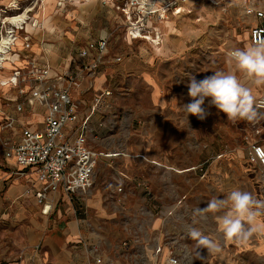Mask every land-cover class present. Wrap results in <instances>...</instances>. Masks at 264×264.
Wrapping results in <instances>:
<instances>
[{"label": "rangeland", "instance_id": "1", "mask_svg": "<svg viewBox=\"0 0 264 264\" xmlns=\"http://www.w3.org/2000/svg\"><path fill=\"white\" fill-rule=\"evenodd\" d=\"M31 3V8H39L38 0H32ZM43 4L41 1L40 9L44 7ZM245 10L242 0H198L191 14L182 16L171 13L162 19L169 21L167 26L156 24L158 27L155 29L160 35L158 44L145 38L130 39L126 34L125 25L122 36L108 37L111 51L109 57L122 50L132 52L138 49H143L146 54L151 55V70L161 83L162 93L167 101L164 108L154 106L150 102L151 85L138 77L116 73L111 95L96 108L90 119L89 144L103 153L99 158L102 162L106 156L122 158L123 162L133 168L141 163L140 159H156L155 161L159 162L158 172L155 168L151 171L149 167L144 170L146 177L129 176L123 182H120L114 171L117 166L107 165L109 174L105 175L96 170L100 180L92 186L93 188L97 185L103 198L109 202L120 203L126 200L129 204H140L137 211L126 213L121 210L117 214L121 224H131L132 228L134 224H140L142 227L136 228L137 238L145 239L153 245L147 247L149 256L143 258L137 248H134L130 255V247L126 250V242L123 243L124 250L120 254L132 258L134 264H168L167 260L171 255L179 258L178 264H217L210 251L200 246L198 239L191 235L193 230H196L206 236L205 224H216V214L200 212L198 209L207 207V202L214 197L222 198L216 195L212 182L206 180L205 169L210 164H219L232 154H238L247 160L248 140L253 135L252 128L261 122L264 116L258 112L261 115L253 122L228 120L226 114L210 105V98H206L203 105L208 112L206 118L201 120L189 115L187 123L182 107L191 102L187 86L191 77L202 80L217 70H229L226 62L227 51L236 47L244 48L242 40L250 28V18L244 13ZM25 11L23 6L19 9H12L10 6L3 8L0 10V25L4 21L5 28H8L11 25L8 18ZM152 37L155 38V35L152 34ZM7 68L13 69L10 61L4 62L0 71ZM28 70L26 69L27 72ZM238 75L242 77V74ZM3 79L10 78L3 77L0 84ZM9 88L10 84L3 86L2 91L6 92ZM251 88L255 100L264 92V85H252ZM75 89L78 90V87ZM80 94L79 98L86 101L82 111L89 112L95 93L86 94L87 97L83 93ZM2 97L0 89V99L3 102ZM20 102L26 104L23 100ZM10 109L0 111V116L11 115ZM1 123L0 130H6L2 129ZM143 136L152 137L156 148L134 147ZM15 138L1 139V150L4 151L5 144H12L11 141ZM258 138L262 143L264 129ZM126 141L129 142L130 148L124 145ZM106 153L111 154L104 155ZM219 155L221 157L218 158ZM189 164L194 165L190 171H178ZM0 168H6L5 170L13 175L18 174L14 165L6 164L3 154L0 155ZM250 174L261 191L260 199L264 200V171L260 165L254 164ZM0 181V195H3L6 183L1 178ZM119 186L122 187L121 191L118 190ZM250 187L251 185L241 180V190L249 192ZM83 195L81 201L85 200L86 204L88 195ZM152 220L159 224L158 240L166 246L161 258L153 262L149 260L152 258L151 250L158 240L153 242L152 239L156 238V235L148 228ZM109 245L105 237L103 252L112 255L119 253ZM30 249L26 222L18 221L13 213H0V264H28L30 261L27 259V253ZM96 253L100 254L97 251Z\"/></svg>", "mask_w": 264, "mask_h": 264}, {"label": "crops", "instance_id": "2", "mask_svg": "<svg viewBox=\"0 0 264 264\" xmlns=\"http://www.w3.org/2000/svg\"><path fill=\"white\" fill-rule=\"evenodd\" d=\"M38 1L39 8L36 6L37 10L34 8L35 11H29L30 22L36 20L37 25L32 26L29 22L26 24L25 30L18 34L11 54L13 57L10 65L13 69L7 68L0 71V79L3 77L10 78L15 69H21L27 73L26 69H29L32 60L41 64L47 63L50 67V75L53 77L60 74L76 73L79 49L86 47L89 42L99 41L104 37H109V35L122 36L125 19L117 6L125 0H45L42 9H40L42 0ZM31 2L32 0H0V10L7 8L12 3L29 8L33 6ZM254 3L256 8L264 9V0H255ZM196 4H198V0H187L182 5L181 15L191 14L193 6ZM244 13L250 18L248 20L250 28L242 40L245 47L251 44V29L259 24L260 20L255 14H248L246 10ZM158 23L167 26L169 21L158 22L156 18H152L149 25L154 28L158 27L156 26ZM26 35L29 40L24 39ZM108 50L110 53V43ZM116 56H122V61H115ZM150 61L151 55L146 54L143 49L132 52L124 50L116 52L114 56L109 57L106 63L101 65L99 72L94 77H83L81 89L73 90L72 96L81 103L83 109L86 101L79 98L80 93L86 96V94L94 92L96 96L105 90L112 91L111 86L115 83L114 75L121 73L124 76L138 77L151 85V104L164 108L167 101L162 93L161 83L151 70ZM21 85L26 89L25 95H21L18 88L11 84L8 91L3 92V86L0 84L4 99L3 102L0 99V111L5 112L6 109L12 107L9 116L15 118V124L12 128L0 130V140H10L13 137L18 140L25 128L38 130L44 125L46 107L38 102L30 105L26 101L30 96L33 81L24 75ZM252 85L254 84H248L249 87ZM262 95L264 92L260 93L256 100ZM21 100L26 104H22ZM21 104L23 108L19 111L17 107ZM168 111L170 110L168 109ZM9 116H0V123ZM262 144L264 145V139ZM124 145L130 148L128 141ZM134 147L156 148V144L152 137L143 136L138 145ZM169 147L170 145H168ZM1 154H3L7 165H14L18 172H25L22 175H13L5 170L6 168H0V178L6 183L3 195H0V213H13L18 221L26 222L27 239L31 248L27 253V259L30 261L28 264H134L132 258L120 254L124 250L123 243L125 242L127 245L125 249L130 247L129 254L134 251V248H137L141 257L147 258L149 256L147 247L150 243L145 239L139 240L137 238L136 228L140 224H134L132 228L131 224L130 226L121 224V220L117 216L121 210L126 213L137 211L140 204L137 202L129 204L126 200L120 203L109 202L103 198L102 191L95 185L85 194L88 195L86 204L85 200L84 202L81 201L83 194L69 196L65 192L51 193V197L55 200V208L50 215H45L41 211L35 194L41 183L37 180L34 168L19 166L14 157H6L0 148ZM141 155L143 154L141 153ZM122 160V158L115 159L112 156H106L104 162L99 160L96 170L106 175L110 172V169L106 167L107 165L117 166L114 171L120 182L125 181L129 176L134 178L136 176L146 177L144 170L149 167L151 171L155 168V171L158 172L159 162L155 161L156 159L150 161L140 159L141 163L136 164L140 169L136 165L133 168ZM253 167L254 164L248 160L247 151V160L238 154H232L226 160L220 161L219 164L208 165L204 176L207 181L212 182L216 195L222 198L228 191L240 188L242 180L251 185L249 192L260 199L261 191L250 174ZM193 168L194 165L189 164V166L178 169V171H190ZM97 180L100 179H98L95 171L94 183L97 184ZM0 183L2 182L0 181ZM155 221L152 220L151 224L148 225L152 234L156 235V238L152 239L153 242L158 240L159 224H155ZM205 228L206 236L220 245L219 251L210 252L217 260V264H264V235L254 234L246 242L228 241L218 230L217 221L216 224H205ZM105 237L110 243L109 247L115 248L119 253L112 255L109 252H103V239ZM158 244L163 246V249L156 258L153 254L155 246ZM155 246L151 250L152 258L149 259L151 262L153 260L158 261L166 247L163 242H160V239ZM96 251L100 254L98 255ZM98 257L101 258L100 263L96 261Z\"/></svg>", "mask_w": 264, "mask_h": 264}, {"label": "built area", "instance_id": "3", "mask_svg": "<svg viewBox=\"0 0 264 264\" xmlns=\"http://www.w3.org/2000/svg\"><path fill=\"white\" fill-rule=\"evenodd\" d=\"M187 0H125L117 6L125 19L126 34L130 39L145 38L147 40L152 34L159 39V32L155 27H150L152 18L164 19L169 14L182 13V5ZM159 2V4L157 3ZM255 0H242L248 14H255L260 20L259 24L251 29V43L264 41V9L256 8ZM12 9H19L21 5L12 3ZM10 17L5 28V23L0 25V68L3 62L11 57L16 44L18 34L25 30L26 24L31 20L29 11L34 8L24 7V11ZM27 14V16H26ZM20 20H13L15 17ZM36 26L37 22H30ZM154 38V37H153ZM25 40L29 37L24 36ZM109 38L104 37L96 42H89L86 47L78 51V70L75 73L50 75V67L47 63L41 64L34 60L30 62L27 73L21 69H15L4 86L10 83L17 87L21 95H25L26 89L21 85L22 78L33 81L30 96L27 102H36L46 107L44 125L38 130L25 128L18 140L7 142L4 154L6 157H14L16 163L24 168H34L37 180L41 183L36 191L37 202L45 215H50L55 208V200L51 193L65 192L69 196L87 194L94 184V176L99 158L102 152L93 148L88 141L90 130V119L96 108L101 105L104 98L111 95L110 90L96 94L93 105L89 112L83 113L81 103L72 96L74 88L81 89L83 77H94L102 64L109 59ZM122 56H116L115 61H122ZM255 106L258 112L264 116V95L257 98ZM23 105L17 109L22 110ZM258 122V120H257ZM15 118L9 116L1 125L2 129L12 128ZM253 135L248 140V160L258 164L264 171V145L259 136L264 129V119L253 128ZM18 174H25L24 171ZM121 191L122 187L119 186ZM163 246L156 245L154 256L158 258ZM178 257L171 255L167 263L178 264ZM97 263L101 258H97Z\"/></svg>", "mask_w": 264, "mask_h": 264}, {"label": "clouds", "instance_id": "4", "mask_svg": "<svg viewBox=\"0 0 264 264\" xmlns=\"http://www.w3.org/2000/svg\"><path fill=\"white\" fill-rule=\"evenodd\" d=\"M226 58L229 70H217L202 80L190 78L187 86L191 102L182 107L187 123L189 115L201 120L206 118L208 112L203 107L206 98H210V105L226 114L228 120L253 122L261 115L248 84L264 85V41L232 48ZM198 211L219 214L215 216L218 230L228 241L246 242L254 234L264 235V200L240 188L228 191L223 198H212L207 207ZM191 235L208 251L220 250L218 243L198 231L193 230Z\"/></svg>", "mask_w": 264, "mask_h": 264}, {"label": "bare ground", "instance_id": "5", "mask_svg": "<svg viewBox=\"0 0 264 264\" xmlns=\"http://www.w3.org/2000/svg\"><path fill=\"white\" fill-rule=\"evenodd\" d=\"M45 0H42V2H44ZM215 3H216V1H214ZM20 18L21 17H18L17 18V16L13 19V20H20ZM148 39L149 40H151L152 42H155L156 44H158L159 43V41L157 40V39H155V38H153L152 36H149L148 37ZM13 57V56H12ZM12 57H10V58H8V60H6V61H4V62H7V61H11L12 60ZM3 62V63H4ZM9 79H3V81L2 82H7ZM2 84V83H1ZM10 83H6L4 86H7V85H9ZM111 153H106V154H104V155H110Z\"/></svg>", "mask_w": 264, "mask_h": 264}]
</instances>
